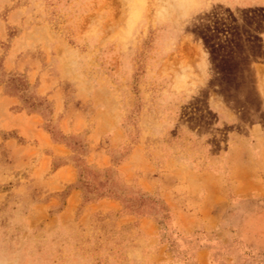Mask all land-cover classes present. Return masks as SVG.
Masks as SVG:
<instances>
[{"label":"rangeland","instance_id":"rangeland-1","mask_svg":"<svg viewBox=\"0 0 264 264\" xmlns=\"http://www.w3.org/2000/svg\"><path fill=\"white\" fill-rule=\"evenodd\" d=\"M0 59V264H264V0H0Z\"/></svg>","mask_w":264,"mask_h":264},{"label":"trees","instance_id":"trees-1","mask_svg":"<svg viewBox=\"0 0 264 264\" xmlns=\"http://www.w3.org/2000/svg\"><path fill=\"white\" fill-rule=\"evenodd\" d=\"M0 85H4L5 92L9 96L19 97L23 103L24 108L29 112H37L41 115L52 114L53 110L51 104L47 99L40 96L38 93L27 95L30 89V84L24 78L18 76H12L6 79V73L4 72L3 61L0 59ZM50 127V126H49ZM51 134L54 142L65 144L71 149L77 148L78 152L81 150L84 152V145L80 141H77V136L67 137L60 132H54L51 129H47ZM77 142H76V141ZM72 141H75L72 145ZM81 164L77 165L80 169L79 189L84 192V200L86 203L92 202L95 199H116L120 201L124 209L128 212L134 213L138 216H146L149 212L153 211L154 207L162 208L161 204L150 198L146 197L147 194L134 195L131 188H126L121 183L115 182L113 173L110 170H97L92 169L90 166L79 160ZM120 191H126L127 194L123 195ZM94 196L95 199L89 198Z\"/></svg>","mask_w":264,"mask_h":264},{"label":"crops","instance_id":"crops-1","mask_svg":"<svg viewBox=\"0 0 264 264\" xmlns=\"http://www.w3.org/2000/svg\"><path fill=\"white\" fill-rule=\"evenodd\" d=\"M43 140L45 143H48V141H47L48 139L46 137H44Z\"/></svg>","mask_w":264,"mask_h":264}]
</instances>
